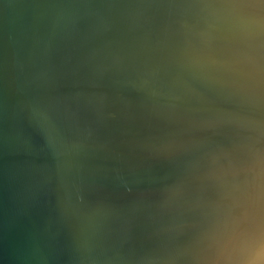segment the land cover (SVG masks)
Returning <instances> with one entry per match:
<instances>
[{
  "label": "water",
  "instance_id": "95a60500",
  "mask_svg": "<svg viewBox=\"0 0 264 264\" xmlns=\"http://www.w3.org/2000/svg\"><path fill=\"white\" fill-rule=\"evenodd\" d=\"M0 264H264V0H0Z\"/></svg>",
  "mask_w": 264,
  "mask_h": 264
}]
</instances>
